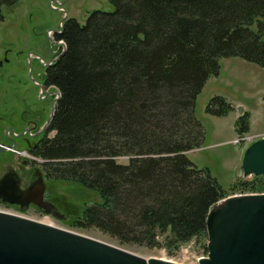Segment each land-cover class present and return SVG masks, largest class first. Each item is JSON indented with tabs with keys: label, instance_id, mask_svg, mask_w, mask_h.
Listing matches in <instances>:
<instances>
[{
	"label": "trees",
	"instance_id": "16d2710c",
	"mask_svg": "<svg viewBox=\"0 0 264 264\" xmlns=\"http://www.w3.org/2000/svg\"><path fill=\"white\" fill-rule=\"evenodd\" d=\"M16 1L0 0V21L1 6ZM110 2L111 11H91L84 24L62 22L65 52L47 71L61 95L53 134L35 154L47 178L100 194L71 220L74 228L168 253L195 240L207 253L209 207L231 193L264 191V176L238 180L229 193L188 159L204 138L194 103L220 57L264 67V0ZM232 109L215 95L205 111ZM235 128L240 136L249 131L248 112Z\"/></svg>",
	"mask_w": 264,
	"mask_h": 264
},
{
	"label": "rangeland",
	"instance_id": "374dc122",
	"mask_svg": "<svg viewBox=\"0 0 264 264\" xmlns=\"http://www.w3.org/2000/svg\"><path fill=\"white\" fill-rule=\"evenodd\" d=\"M110 0H17L13 5H2L0 21V115L5 102L13 94L18 78V70L30 51L43 50L45 60L54 54L50 51L51 39L55 43L53 52L62 51V40L55 38L60 23L67 17H74L84 24L87 15L94 10L111 11ZM255 25H252V28ZM61 41V42H60ZM57 50V51H56ZM54 90L55 88L52 87ZM219 95L224 97L233 107L224 116L207 114L206 105L210 98ZM249 113V131L242 136L238 134L235 123L242 112ZM195 117L204 130V138L199 148L186 152L188 159L198 168L207 170L226 192L231 184L238 180H253L254 175L237 176L245 149L255 140L264 137V67L239 56H223L219 58L217 74L209 76L194 103ZM53 132H51V135ZM238 140V141H236ZM124 162V158H120ZM14 161L10 152H0V174L2 164ZM263 176V175H261ZM37 177V176H35ZM15 176L11 181L16 185ZM10 181V180H9ZM264 181V178H263ZM41 187L43 183L42 202L45 207L22 211L0 203V210L19 213L23 216L45 221L53 225L84 233L86 235L123 246L145 257H158L181 264H197L198 259L206 256L203 242L191 240L180 246L173 253L164 247L148 248L139 245L120 244L117 240L97 229L82 230L74 228L71 223L79 215L85 205L100 203L102 198L94 190L73 180L35 179ZM14 185V186H15ZM17 188V186H15ZM255 193L247 191V194ZM262 192V191H256ZM264 192V191H263ZM235 192L230 195H239ZM48 205H53L58 216L46 212ZM207 243V240H206Z\"/></svg>",
	"mask_w": 264,
	"mask_h": 264
},
{
	"label": "water",
	"instance_id": "95a60500",
	"mask_svg": "<svg viewBox=\"0 0 264 264\" xmlns=\"http://www.w3.org/2000/svg\"><path fill=\"white\" fill-rule=\"evenodd\" d=\"M61 46L58 57L65 52V44ZM53 95L48 122L61 93L55 89ZM4 150L6 147H0V152ZM251 175L264 176V137L245 149L238 167L237 176ZM43 186L33 196L34 203L44 208ZM25 209V206L21 208ZM45 211L58 216L53 205H47ZM206 233L207 254L200 257L197 264H264V192L230 195L212 204L206 217ZM0 264L181 263L145 257L84 233L0 210Z\"/></svg>",
	"mask_w": 264,
	"mask_h": 264
},
{
	"label": "flooded vegetation",
	"instance_id": "af4514ba",
	"mask_svg": "<svg viewBox=\"0 0 264 264\" xmlns=\"http://www.w3.org/2000/svg\"><path fill=\"white\" fill-rule=\"evenodd\" d=\"M57 32L54 33L55 38ZM54 46L51 39L50 51L54 55L48 60L43 59V50L28 53L19 67L13 94L2 109L6 114L0 115V147H6L2 152L14 155L13 162L2 164L0 203L18 210L23 206L25 210L39 209L33 195L39 193L41 185L36 186L35 179L38 176L43 180L47 178L43 170L44 160L35 154V149L52 132L48 116L54 89L47 82V71L58 59V51L53 52ZM11 176L16 177V185L12 183Z\"/></svg>",
	"mask_w": 264,
	"mask_h": 264
},
{
	"label": "built area",
	"instance_id": "2783aa9c",
	"mask_svg": "<svg viewBox=\"0 0 264 264\" xmlns=\"http://www.w3.org/2000/svg\"><path fill=\"white\" fill-rule=\"evenodd\" d=\"M253 192H255V191H253ZM245 193H247V192H243V194H245ZM249 193H251V192H249ZM255 193H257V192H255Z\"/></svg>",
	"mask_w": 264,
	"mask_h": 264
},
{
	"label": "bare ground",
	"instance_id": "6f19581e",
	"mask_svg": "<svg viewBox=\"0 0 264 264\" xmlns=\"http://www.w3.org/2000/svg\"><path fill=\"white\" fill-rule=\"evenodd\" d=\"M60 42H61V41H60ZM60 48H62V46H61Z\"/></svg>",
	"mask_w": 264,
	"mask_h": 264
}]
</instances>
